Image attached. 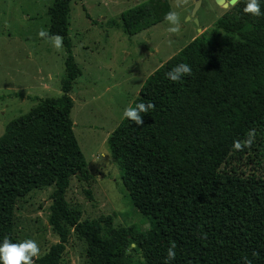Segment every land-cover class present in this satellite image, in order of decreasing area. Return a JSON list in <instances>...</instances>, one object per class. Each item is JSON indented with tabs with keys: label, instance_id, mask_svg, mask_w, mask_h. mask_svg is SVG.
Returning a JSON list of instances; mask_svg holds the SVG:
<instances>
[{
	"label": "trees",
	"instance_id": "trees-1",
	"mask_svg": "<svg viewBox=\"0 0 264 264\" xmlns=\"http://www.w3.org/2000/svg\"><path fill=\"white\" fill-rule=\"evenodd\" d=\"M72 1L48 8V35L66 53L62 94L38 98L0 136V264H20L17 202L48 186L58 241L33 264H60L71 235L86 245L87 264H137L128 249L143 264H264V173L238 167L252 149L246 138L264 132V0H237L155 69L108 135L129 200L149 221L134 236L112 228L109 237V218L80 221L65 198L72 176L89 178L70 118L80 74L67 36ZM171 14L168 0H147L122 11L120 25L133 35Z\"/></svg>",
	"mask_w": 264,
	"mask_h": 264
},
{
	"label": "rangeland",
	"instance_id": "rangeland-1",
	"mask_svg": "<svg viewBox=\"0 0 264 264\" xmlns=\"http://www.w3.org/2000/svg\"><path fill=\"white\" fill-rule=\"evenodd\" d=\"M53 1L0 0V136L38 98L62 94L65 48L60 36L48 35V8ZM145 1L70 3L67 36L80 70L69 92L73 102L70 118L89 178L80 182L72 176L65 198L78 211L80 221L109 218L110 224H101L102 237H109L112 228H123L134 236L149 226L129 200L108 135L125 117L145 79L197 35L208 32L232 7L201 0L196 24L189 17L193 0H168L171 16L136 34L124 33L120 13ZM263 134L257 131L246 138L252 149L238 166L245 172L264 173V144L259 145ZM52 190L53 186L33 189L16 204L13 220L20 264H33L58 241L47 224ZM127 251L137 264H143L139 252ZM90 260L84 242L71 235L60 264H87Z\"/></svg>",
	"mask_w": 264,
	"mask_h": 264
},
{
	"label": "water",
	"instance_id": "water-1",
	"mask_svg": "<svg viewBox=\"0 0 264 264\" xmlns=\"http://www.w3.org/2000/svg\"><path fill=\"white\" fill-rule=\"evenodd\" d=\"M193 1H194V4H193L189 17L192 18L196 24H198V21L195 18V13L201 4V0H193ZM216 2L217 4L221 6L228 7L229 5H234L237 2V0H216ZM198 31H201V30L198 29Z\"/></svg>",
	"mask_w": 264,
	"mask_h": 264
},
{
	"label": "crops",
	"instance_id": "crops-1",
	"mask_svg": "<svg viewBox=\"0 0 264 264\" xmlns=\"http://www.w3.org/2000/svg\"><path fill=\"white\" fill-rule=\"evenodd\" d=\"M201 31H202V29H201Z\"/></svg>",
	"mask_w": 264,
	"mask_h": 264
}]
</instances>
